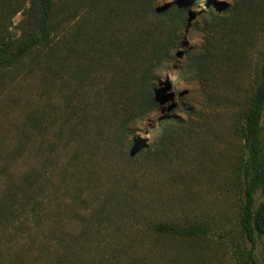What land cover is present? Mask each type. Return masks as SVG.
<instances>
[{"label":"rangeland","instance_id":"1","mask_svg":"<svg viewBox=\"0 0 264 264\" xmlns=\"http://www.w3.org/2000/svg\"><path fill=\"white\" fill-rule=\"evenodd\" d=\"M153 1L155 7L173 0ZM208 1L199 0L190 9L177 30L173 58L163 72H155V106L128 124L126 140H141L137 156L123 154L116 143L124 131L122 116L111 110L122 103L117 102L118 88L109 86L103 61L92 64L90 75L97 76L92 81L71 78L78 61L86 65L96 57L89 61L70 45L61 46L47 62L38 49L18 69H0V193L7 179L15 182L27 172L40 174L47 186L54 182L56 193L46 190L44 202L56 230L62 228L70 242L78 237L86 245L71 264H235L246 258L251 242L238 221L242 193L233 171L240 146L235 127L252 91L256 67L264 61V0ZM125 3L114 1L113 13L117 7L125 9ZM76 4L77 17L59 29L65 25L72 33L80 17L97 20L103 5L99 1L91 7L90 0ZM150 12L149 6L148 22ZM21 19L17 12L12 26ZM116 23L113 16L110 29H119ZM214 49L219 54L207 70L193 64ZM59 61L64 62L61 70ZM75 112L84 116L81 126L99 172L68 173L67 181L59 184L62 166L82 145L69 141L65 149L37 151L41 126L31 119L41 115L47 142L63 117L79 120L69 115ZM163 117L169 134L161 142L157 131ZM262 199L264 188L256 192L255 203ZM155 222L200 223L209 235L192 240L156 236L151 229ZM14 248L1 247L0 263H13ZM252 251L263 264L264 235L256 236ZM30 259L19 257L16 264H40Z\"/></svg>","mask_w":264,"mask_h":264},{"label":"trees","instance_id":"2","mask_svg":"<svg viewBox=\"0 0 264 264\" xmlns=\"http://www.w3.org/2000/svg\"><path fill=\"white\" fill-rule=\"evenodd\" d=\"M77 1L0 0V69H18L23 59L30 57L38 49L43 51L47 62L48 59H54L61 46L70 45L74 53L85 55L89 61L96 57L95 62H87L86 65L78 61L74 70L71 69V78L75 81H92L97 78L96 75H90L92 64L95 66L103 61L102 66L110 73L109 86L118 88L117 102L122 103L121 107L118 104L111 110L113 115L120 112L119 115L122 116L120 125L124 131L116 143L123 154L137 156L142 152L138 144L141 140L134 137L126 140L128 124L134 116L141 117L150 112L158 101L159 96L153 85L155 72L173 58L178 44L177 30L199 0H173L155 7L152 6L153 0H90L91 7L99 1L103 4L97 20L80 17L72 33L65 25L59 29L61 23L67 24L77 17ZM114 1L127 2L125 9L117 7L113 13ZM209 2L204 0L205 4ZM149 6L151 12L147 18L150 22L145 18ZM128 10L132 16L127 20ZM17 12L22 14V19L12 26L11 18ZM113 16L117 18L116 27L119 29H110ZM85 24L90 26V30L82 29ZM11 26L19 30V35L10 29ZM218 54L219 49H214L198 57L193 64L200 70H207L211 59H216ZM58 66L60 70L63 69L64 62L59 61ZM252 86L235 127L240 146L233 164L236 178L241 182L239 228L251 242V247L246 258L236 259L235 264H259L252 249L256 236L264 235V199L255 203L256 192L264 188V61L256 67ZM106 87L105 85L104 88ZM69 115H74L79 120L71 121L69 117H63L58 121L52 139L47 142H44L47 129L41 124V115L31 119V124L41 126L38 130L41 138L37 151L65 149L69 146V141L82 145L81 149L72 151L62 166L59 184L67 181L68 173L92 175L99 172L98 163L92 159L95 156L94 150L90 144L88 146L84 127L81 126L84 116L79 118L77 112ZM159 122L162 126L157 133L159 140L164 142L169 134L167 117ZM46 160L48 158L45 156L41 163L45 165ZM39 176L40 174L27 172L15 182L7 179L0 193V249L5 245L14 246L13 251L16 250L12 254L15 255V260L7 264H16L17 258L25 259L26 256L30 260H39L40 264H71V260L86 246L78 237L73 239V243L70 242L62 228L60 231L56 230L57 223L50 217L47 201L44 202L45 191L56 193V185L52 182L51 186H47ZM151 229L156 236L186 240L209 235L208 228L200 223L179 225L155 222Z\"/></svg>","mask_w":264,"mask_h":264},{"label":"clouds","instance_id":"3","mask_svg":"<svg viewBox=\"0 0 264 264\" xmlns=\"http://www.w3.org/2000/svg\"><path fill=\"white\" fill-rule=\"evenodd\" d=\"M164 71V69H160V72H163Z\"/></svg>","mask_w":264,"mask_h":264}]
</instances>
